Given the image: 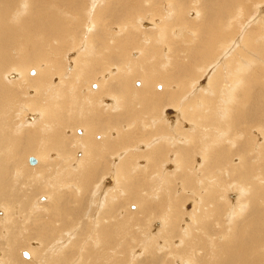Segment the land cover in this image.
Wrapping results in <instances>:
<instances>
[{"label":"bare ground","instance_id":"1","mask_svg":"<svg viewBox=\"0 0 264 264\" xmlns=\"http://www.w3.org/2000/svg\"><path fill=\"white\" fill-rule=\"evenodd\" d=\"M0 211V264H264V0H0Z\"/></svg>","mask_w":264,"mask_h":264},{"label":"rangeland","instance_id":"2","mask_svg":"<svg viewBox=\"0 0 264 264\" xmlns=\"http://www.w3.org/2000/svg\"><path fill=\"white\" fill-rule=\"evenodd\" d=\"M189 15H190V14H189ZM33 73H34V71L31 70L28 74L31 75V74H33ZM34 74H35V73H34ZM31 76H32V75H31ZM6 80H7V79H6ZM9 81H11V80H9ZM140 85H141V82H140V81H135V86L139 87ZM157 86H158V85H157ZM91 88H94V85H91ZM28 124L32 125L30 122H29ZM77 131H78V132H77ZM79 131H80V130H76L74 134L77 135V134L79 133ZM33 159H34V158H33ZM26 165H27V166H28V165L31 166V164L28 163V160H27V164H26ZM36 165H37V164H36ZM32 166H33V165H32ZM34 166H35V165H34ZM93 198H95V197H93ZM93 198H92V201H93ZM247 198H248V197H246V199H247ZM38 200H39V199H38ZM247 203H249V201H246V203H245L246 208H247ZM130 208L133 209V205H132V204H131ZM0 214H2L1 211H0ZM1 216H2V215H1ZM29 243H30L31 246L36 247L35 245H33V242H32V241H30ZM34 244H36V245L38 246L37 242H35V241H34ZM21 250H22V249H21ZM21 250H20V253H21V252H22V253L20 254V259H22V260L24 261L25 258L22 257V254H25V252L29 254V251H27L26 249H23L22 251H21ZM25 255H26V254H25Z\"/></svg>","mask_w":264,"mask_h":264},{"label":"water","instance_id":"3","mask_svg":"<svg viewBox=\"0 0 264 264\" xmlns=\"http://www.w3.org/2000/svg\"><path fill=\"white\" fill-rule=\"evenodd\" d=\"M33 162H34V160L32 159V158H28V163L29 164H33ZM22 257H26V255L25 254H22Z\"/></svg>","mask_w":264,"mask_h":264}]
</instances>
